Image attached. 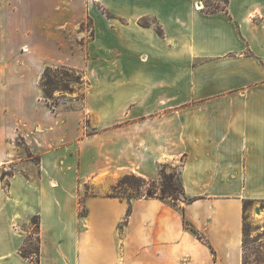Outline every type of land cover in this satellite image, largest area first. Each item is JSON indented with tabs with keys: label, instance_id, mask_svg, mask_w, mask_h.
Segmentation results:
<instances>
[{
	"label": "crops",
	"instance_id": "obj_1",
	"mask_svg": "<svg viewBox=\"0 0 264 264\" xmlns=\"http://www.w3.org/2000/svg\"><path fill=\"white\" fill-rule=\"evenodd\" d=\"M97 4L85 105L19 107L23 89L0 86V264H35L21 252L34 217L39 264H246V226L264 237V217L247 221L264 200V0ZM73 13L0 0V33L11 16L59 51L48 34ZM168 161H182L184 200L111 195L125 172L159 181Z\"/></svg>",
	"mask_w": 264,
	"mask_h": 264
},
{
	"label": "rangeland",
	"instance_id": "obj_2",
	"mask_svg": "<svg viewBox=\"0 0 264 264\" xmlns=\"http://www.w3.org/2000/svg\"><path fill=\"white\" fill-rule=\"evenodd\" d=\"M98 1L66 0L67 8L74 11L72 16L67 14V23L72 21L74 26L67 25V28H63V31L59 34L52 32L48 34H55V38H58L59 47H61L59 51L56 48L52 50L45 46V48L42 47V37L47 36V33L21 32L20 27H15L20 25L13 24L14 21L11 16H2L0 86L8 89L11 83L16 82L18 87L23 89L19 97V107L28 106L36 109L39 104H43L53 110L63 112L76 106L85 105V98L91 83L89 79V62L94 58L90 53L89 43L95 35L87 10L90 6L96 5ZM197 1L201 2L207 11L226 8L227 3V0ZM79 21L81 22L78 23ZM150 21L154 20L151 19ZM48 67L50 69L44 75ZM74 70L77 71V74ZM11 78H15V80L11 82ZM43 84L47 93L43 90ZM88 123L89 117H83V124L87 126ZM87 128L89 129V127ZM181 163L182 161H168L161 163L159 167L160 170L164 169L167 175H172L173 195L177 197L176 203L179 200H184L185 197L180 172ZM159 173V181H152L135 170H129L121 175L119 183L112 190L111 195L117 196L115 195V192H117L119 195L124 196V200L131 201L134 197L145 195L150 187L160 194L164 181L161 172ZM92 192L91 184H86L81 193V201L84 202L87 195ZM167 200L174 202V199L170 196ZM86 210L87 208L84 206L82 212L85 213ZM258 214L262 218L264 217V200L247 203L248 223H256L255 219H260ZM32 221L34 224L33 237L32 239L29 238L21 252L23 256L32 259L35 264H39V240L36 234L38 219L34 217ZM262 239H258L253 226H246V264H264V240Z\"/></svg>",
	"mask_w": 264,
	"mask_h": 264
},
{
	"label": "trees",
	"instance_id": "obj_3",
	"mask_svg": "<svg viewBox=\"0 0 264 264\" xmlns=\"http://www.w3.org/2000/svg\"><path fill=\"white\" fill-rule=\"evenodd\" d=\"M48 69H50V67L46 68L44 75H46ZM74 72H75V74H77V71L74 70ZM44 75H43V77H44ZM43 90L45 93H47L46 89L44 88V84H43ZM160 172L162 175V179L164 181L162 183L161 193L158 194L154 188L150 187V188H148L145 195L146 196H157V197H160L161 199H163L165 201H168L167 198L170 196L174 199L173 204H176L177 197L173 195V184H172V177H171L172 175H167L165 173L164 169H161ZM115 195L121 197L122 199L124 197L122 195H119L117 192H115ZM185 225L187 228L191 229L199 238L204 239L203 236L193 226H191V224L187 220H185Z\"/></svg>",
	"mask_w": 264,
	"mask_h": 264
}]
</instances>
